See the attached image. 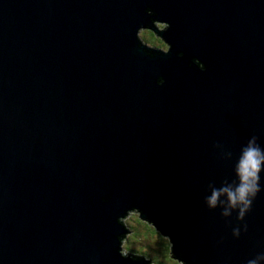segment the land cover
I'll return each mask as SVG.
<instances>
[{"label":"water","instance_id":"95a60500","mask_svg":"<svg viewBox=\"0 0 264 264\" xmlns=\"http://www.w3.org/2000/svg\"><path fill=\"white\" fill-rule=\"evenodd\" d=\"M253 136L264 0H0V264H151L123 254L135 209L173 259L247 264L264 169L243 220L207 200Z\"/></svg>","mask_w":264,"mask_h":264},{"label":"clouds","instance_id":"9594fccd","mask_svg":"<svg viewBox=\"0 0 264 264\" xmlns=\"http://www.w3.org/2000/svg\"><path fill=\"white\" fill-rule=\"evenodd\" d=\"M165 52L168 51L164 46ZM264 169V148L257 143L255 136L248 142L247 146L241 149L240 155L235 164V174L238 183L235 186L223 185L219 189H214L211 197L207 200L210 209H214L221 196H226L228 208L238 209V220H243L245 215L251 210L252 203L257 194L261 191L259 186L260 173ZM224 216L229 212L224 211ZM244 230H247L245 225ZM234 235L239 236L240 230H234ZM124 250V249H123ZM264 259V254L257 255L255 259L248 260L247 264H257V261ZM174 264H185L183 259H176Z\"/></svg>","mask_w":264,"mask_h":264},{"label":"rangeland","instance_id":"374dc122","mask_svg":"<svg viewBox=\"0 0 264 264\" xmlns=\"http://www.w3.org/2000/svg\"><path fill=\"white\" fill-rule=\"evenodd\" d=\"M156 26L161 29L165 28V25L162 23H156ZM151 33H153L151 30L142 29L139 34L142 42L152 47L164 49V46H166L165 43L154 33L153 38L157 42L150 43V36H152ZM159 40L164 44L163 46L160 45L161 43L158 42ZM140 215L141 213L135 209L134 211H129L127 217L123 220L124 225H126L129 231H131L125 238H123V240H121L124 254L129 255V253H134L133 255L146 257V259L151 261V264H174V259L171 257V249L166 251L163 248L165 245H159V236L153 234V231L155 233H160L157 227L153 225V223H149L141 218ZM147 227H149L152 232L147 231ZM160 237H163V240L168 242L167 245L170 247L171 243L169 237L162 234H160ZM149 256H151V258Z\"/></svg>","mask_w":264,"mask_h":264},{"label":"trees","instance_id":"16d2710c","mask_svg":"<svg viewBox=\"0 0 264 264\" xmlns=\"http://www.w3.org/2000/svg\"><path fill=\"white\" fill-rule=\"evenodd\" d=\"M153 33H154V32H153ZM153 33H151L152 36H150V38H151L152 41H156V40L153 38ZM154 36H155V35H154ZM156 42H157V41H156ZM158 42L161 43L160 40H159ZM160 45L163 46L164 44L161 43ZM146 229H147V231H151V229H150L149 227H147ZM151 232H152V231H151ZM153 234H154V235L157 234V235L159 236V239H160V240H159V242H160L159 245H160V244L165 245L163 248H164L166 251L170 249L171 245L169 244L170 247L167 245L168 242H165V241L163 240V237H160V233H155V232L153 231ZM159 245H158V246H159ZM157 252H158V251H157ZM133 254H134V253H129V255H133ZM149 257L151 258V256H149ZM174 261H175V260H174Z\"/></svg>","mask_w":264,"mask_h":264},{"label":"bare ground","instance_id":"6f19581e","mask_svg":"<svg viewBox=\"0 0 264 264\" xmlns=\"http://www.w3.org/2000/svg\"><path fill=\"white\" fill-rule=\"evenodd\" d=\"M159 23H162L163 24V22H159ZM164 25H166V24H164ZM172 256V255H171ZM175 260V259H174Z\"/></svg>","mask_w":264,"mask_h":264},{"label":"flooded vegetation","instance_id":"af4514ba","mask_svg":"<svg viewBox=\"0 0 264 264\" xmlns=\"http://www.w3.org/2000/svg\"><path fill=\"white\" fill-rule=\"evenodd\" d=\"M153 42H155V41H152V40L150 41V43H153Z\"/></svg>","mask_w":264,"mask_h":264}]
</instances>
